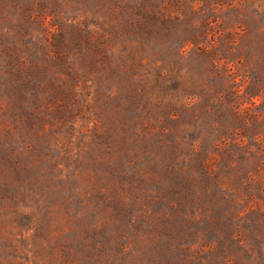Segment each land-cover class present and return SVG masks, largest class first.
I'll return each mask as SVG.
<instances>
[{
  "label": "rangeland",
  "instance_id": "374dc122",
  "mask_svg": "<svg viewBox=\"0 0 264 264\" xmlns=\"http://www.w3.org/2000/svg\"><path fill=\"white\" fill-rule=\"evenodd\" d=\"M0 264H264V0H0Z\"/></svg>",
  "mask_w": 264,
  "mask_h": 264
}]
</instances>
